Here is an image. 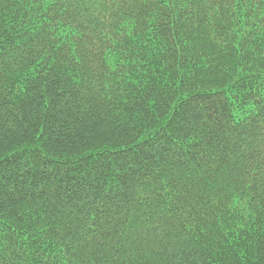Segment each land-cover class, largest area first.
<instances>
[{
  "label": "trees",
  "instance_id": "obj_1",
  "mask_svg": "<svg viewBox=\"0 0 264 264\" xmlns=\"http://www.w3.org/2000/svg\"><path fill=\"white\" fill-rule=\"evenodd\" d=\"M0 264H264V0H0Z\"/></svg>",
  "mask_w": 264,
  "mask_h": 264
}]
</instances>
